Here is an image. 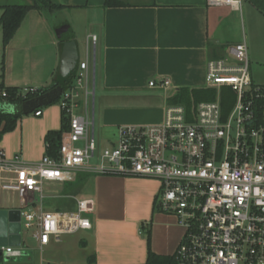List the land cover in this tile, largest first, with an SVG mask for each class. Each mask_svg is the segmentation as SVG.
<instances>
[{"label": "crops", "instance_id": "1", "mask_svg": "<svg viewBox=\"0 0 264 264\" xmlns=\"http://www.w3.org/2000/svg\"><path fill=\"white\" fill-rule=\"evenodd\" d=\"M57 1L63 8L55 19L66 17L55 25H68L78 46L85 37V58L79 54V61L88 63L91 120L93 126L97 119L100 128L112 129L108 147L115 144L118 126L161 123L168 99L182 87H204L210 57H224L234 44L245 40L252 64H264V0H243L240 10L210 6L206 0H111V6L105 0ZM59 45L49 21L29 10L5 46L0 30V81L21 89L48 87L58 69ZM161 78L170 81L166 89L148 85ZM0 110L14 113L16 108L0 104ZM40 111L39 116L22 115L1 135L0 153L6 159L19 154L24 163L33 164L42 158L45 135L61 128L62 116L57 102ZM82 171L71 181L47 187L55 194L46 197V205L66 210L45 208V198L28 207L71 212L78 199L92 198L91 228L61 234L43 246L35 231L33 247L12 264H144L148 245L157 255L174 253L182 228L174 215L156 205L158 180L85 171L91 178L72 195L66 190L78 185Z\"/></svg>", "mask_w": 264, "mask_h": 264}, {"label": "built area", "instance_id": "2", "mask_svg": "<svg viewBox=\"0 0 264 264\" xmlns=\"http://www.w3.org/2000/svg\"><path fill=\"white\" fill-rule=\"evenodd\" d=\"M242 1L206 3L240 10ZM87 66L79 61L73 84L58 98L68 129L57 158L44 153L29 164L19 154L6 159L0 153V194L19 198L21 227L36 226L40 246L51 238L58 241L61 234L90 229L92 198L78 199L71 212L28 207L54 195L47 187L73 180L79 170L153 178L159 181L156 205L182 228L172 254L175 264H264V84L251 79L245 40L229 47L224 57L208 60L204 87L216 90L214 100L199 102L190 115L181 105H167L159 124L118 126L115 144L102 150L95 166L89 163L97 144ZM148 85L166 89L170 81L152 79ZM222 88L233 92L228 111L222 108ZM20 256V246H0L1 258Z\"/></svg>", "mask_w": 264, "mask_h": 264}, {"label": "trees", "instance_id": "3", "mask_svg": "<svg viewBox=\"0 0 264 264\" xmlns=\"http://www.w3.org/2000/svg\"><path fill=\"white\" fill-rule=\"evenodd\" d=\"M106 6L114 5L111 0H105ZM2 8V13L0 15V30L2 35V44L5 46L10 39L13 37L14 33L18 29L20 23L22 22L25 14L32 9L38 10L42 16L49 21L52 25L54 32L58 28L53 24L52 19L61 11L63 5L58 3L57 0H29L24 4H4L0 5ZM61 44V41L59 42ZM223 56L215 55L210 57V59H219ZM58 70L56 71L51 85L46 88H40L35 90L23 91L21 88L14 86H6L2 81H0V102H5L13 105L16 110L14 113H8L0 110V137L5 132L11 131L18 121V119L23 115L20 111L21 104L27 100L36 97L40 93L46 91L47 89L60 84L63 90L69 88L74 81L75 74L68 80L61 81L58 78ZM216 98V90L208 87H198L189 88L182 87L178 89L175 94H173L168 99V105H181L185 108L188 115L195 111L197 104L201 101H211ZM234 96L233 92L229 88L221 89V103L224 111H228L233 103ZM54 102L58 103V99ZM53 102V103H54ZM38 108L37 110H40ZM61 128L59 130L48 131L45 135V153L52 157L57 158L59 147L61 144L62 134L68 129V116L61 111ZM79 174V175H78ZM76 178L78 185H73V188L66 190L72 195H76L81 187L82 183L87 181V179L92 175L91 173L82 171L79 172ZM90 175V176H89ZM91 178V177H90ZM71 186V185H70ZM75 205V204H74ZM149 243V234H148ZM1 259V257H0ZM144 264H175L174 257L157 255L151 252L148 245V255Z\"/></svg>", "mask_w": 264, "mask_h": 264}, {"label": "water", "instance_id": "4", "mask_svg": "<svg viewBox=\"0 0 264 264\" xmlns=\"http://www.w3.org/2000/svg\"><path fill=\"white\" fill-rule=\"evenodd\" d=\"M56 37L61 41L58 78L61 81L71 78L79 63V46L68 25L63 24L56 29ZM63 88L57 84L34 98L25 100L20 107L23 115L32 114L38 108L47 106L56 101ZM21 245L20 210L17 208H0V246Z\"/></svg>", "mask_w": 264, "mask_h": 264}, {"label": "rangeland", "instance_id": "5", "mask_svg": "<svg viewBox=\"0 0 264 264\" xmlns=\"http://www.w3.org/2000/svg\"><path fill=\"white\" fill-rule=\"evenodd\" d=\"M26 2H29V0H0V5H4V4H24ZM64 16L63 14H60L59 16L56 17V19H52L53 24H57L58 22L64 20ZM83 26L81 24H79L77 26V30L79 32H81V30H83L82 28ZM81 36V35H80ZM83 36V35H82ZM79 42V51H80V58L84 59L85 58V52H86V40L85 37H82L81 40H78ZM91 44V42H90ZM92 46V44L90 45V47ZM249 58H250V76L253 80L254 83L257 84H264V64L262 65H258L256 63L252 64V57L249 53ZM23 91H25L26 89H22ZM0 104H3L4 108H6L8 105V103H3L0 102ZM8 109V108H7ZM94 129V135H95V139H96V144H97V148H96V154L93 158L90 159L89 163L91 166H95L97 164V160L102 152V150L106 147H108L107 144V135H113L112 129H102L99 126V123L96 119L95 124L93 126ZM48 199H44V206L45 208H52V209H59V210H66V206L63 205H59L55 206V207H51L46 205L48 203ZM0 204H3L5 208H18L19 207V198L17 197V195H12L9 192H3L0 194ZM37 230L36 226H32L30 228H25L23 225L21 227V236H22V243L20 245V248L22 250V254H24L25 251H28L29 247H33L34 245V237H33V233ZM21 257V256H20ZM19 257L17 258H13L11 260L8 259H4L1 258L0 259V264H12L14 262H17Z\"/></svg>", "mask_w": 264, "mask_h": 264}]
</instances>
